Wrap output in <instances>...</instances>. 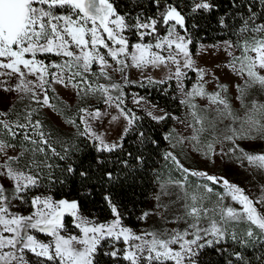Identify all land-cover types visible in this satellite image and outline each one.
I'll return each mask as SVG.
<instances>
[{"label": "snow or ice", "instance_id": "1", "mask_svg": "<svg viewBox=\"0 0 264 264\" xmlns=\"http://www.w3.org/2000/svg\"><path fill=\"white\" fill-rule=\"evenodd\" d=\"M155 3L159 6L160 0H155ZM260 3L264 4V0H260ZM213 7L211 0H192L191 13L200 10L210 12ZM157 15L159 19L145 17L142 13L135 17L127 13L121 15L111 0H0V90L15 92L20 100L28 99L40 108L53 110L55 105L51 103L53 97L49 96L48 90L55 92L52 88L54 84L71 86L78 90L76 94L81 97L102 98L106 105L114 106L119 111L118 116L111 117L112 121L120 117L127 121L118 141L109 142L104 133L94 129L92 121H98L107 114L98 108L78 109L77 115L83 130H79L75 118H68L66 123L77 127L79 136L94 142L97 153L114 152L122 147L119 141H123L139 117L130 115L131 110L126 111L122 107V84L114 81L111 73H120L126 85L135 83L128 78L129 67L142 69L163 66L168 69L164 80L155 81L150 76L146 79L149 83H165L171 79L177 81V88L184 97L181 104L187 106L192 118L187 125L192 129V135L180 136L178 143L187 141L193 151L208 156L215 151L216 144L230 142L233 147L228 152L237 160H246L249 165L264 171V150L245 151L237 143L238 140L264 141V102H247L245 99L249 89L264 90V21L257 23V13L249 6L248 17H241L242 23L234 31L236 40L222 42L231 58L226 66L244 79L243 86H235L238 92L235 99L240 102L243 110L240 111L233 109L225 95L227 85L217 84L219 91L214 92L205 89L209 82L205 79L207 73L204 68L196 67L192 59L189 51L192 41L187 35L185 16L171 4L166 5ZM129 19L134 22L129 23ZM161 20L167 26L163 36L157 31ZM219 23L222 28L227 27L224 16L219 18ZM178 27L183 30V35ZM129 30H134L138 36L136 43L130 44L125 35ZM146 37L152 40L145 43ZM233 50L240 54L236 55ZM94 66H98V71H93ZM186 69L197 74L196 83L190 90H185L183 83ZM101 78L107 83H100ZM113 92L119 95L114 96ZM196 97L208 100L209 104L203 111H214V117L209 119L207 114H201L200 106L194 102ZM143 100L144 97H139L134 98L133 102L139 104ZM36 111L37 108L28 106L24 116L26 123H21L19 117L16 121L0 119V264H97V252L105 240L123 242L122 250L113 245L112 250L104 255L123 259L128 264H141V261H147V264H199L197 257L200 250L220 244L229 236L226 226L240 222L250 225L245 233L249 239L255 237L254 229H258L259 239L264 241V211L257 207L264 206V186H261L260 197L253 200L245 194L243 188L224 177L185 168L172 152L165 153V159L174 161L183 173L203 177L213 184L222 183L224 188L223 194H216L217 201L212 207L206 205V200L214 190L207 184L197 186V189H204L203 193L198 190L192 193L185 191L184 212L178 218L186 224L183 230L172 229L163 233L143 231L137 234L123 225L119 205L107 194L104 201L113 218L105 222L85 215L78 199L57 200L52 194L33 195L30 200L27 199L32 189L41 186L45 178L44 169L49 170V183L56 182L51 172L54 166L47 162L48 151L61 160L66 159L69 153L68 147H65L64 155L52 147L50 133L43 131L42 121L32 120ZM7 115V112L0 111V116ZM148 115L153 120L162 121L168 113L157 116L149 111ZM224 121L228 123L218 133L217 125ZM16 129L24 130L23 140L30 147L21 144L19 151H16L17 145L3 138L6 135L15 140ZM29 129L32 135H29ZM204 133H209L212 141L202 148L199 145ZM139 135L143 138L144 133ZM170 136L171 133L165 139ZM10 150L15 154H9ZM40 156L44 158L40 159ZM96 162L102 164L104 161L97 158ZM123 163L127 165V161ZM75 171L72 165L68 166V173ZM79 175L87 178L88 172L81 171ZM105 175L109 181L115 179L111 172ZM5 180L11 184V195L8 194ZM174 183L184 188L183 182ZM225 196H230L241 207L237 209L225 205ZM156 200H160L159 195ZM13 201L29 204L32 211L28 215L13 212ZM150 214L144 212L140 219ZM66 217L72 218V227L77 231L68 230ZM33 232L44 234L50 239L47 242L41 241ZM230 238L242 246L247 244L246 240H238L234 231ZM27 253L37 259L34 262L29 260ZM232 255L241 264H249L241 252ZM228 264H233L232 260Z\"/></svg>", "mask_w": 264, "mask_h": 264}, {"label": "trees", "instance_id": "2", "mask_svg": "<svg viewBox=\"0 0 264 264\" xmlns=\"http://www.w3.org/2000/svg\"><path fill=\"white\" fill-rule=\"evenodd\" d=\"M111 2L121 15L127 13L130 17H135L137 14L142 13L145 17L152 16L158 19V12H162L166 5L176 6L178 11L186 18L187 35L192 41L189 45L191 51L202 41L222 38L235 41L234 31L242 23L241 17H248L249 6H251L252 11L257 13V23L264 21V4L260 3V0H211L214 5L212 11L205 12L200 10L197 13H191L192 0H160L159 6H157L155 0H111ZM234 3L235 6H233ZM221 16L226 18L227 27H221L219 23ZM133 22V20L129 19V23ZM178 30L184 34L179 27ZM157 31L161 36L167 32V26L163 25L162 20L158 25ZM126 35L130 44L138 41V36L134 30H129ZM150 40H152L151 37H146L144 42H149ZM52 59L55 58L52 57ZM93 71H98V66H94ZM111 75L114 81L122 84L124 93V104L122 107L126 111L130 109V115L135 114V116L139 117L131 127V130L124 136L123 141H120L122 147L114 152L97 153L94 142L87 137L79 136L77 127L71 124L68 127L61 126L43 108L28 99H15L4 111L8 115L0 116V119L16 121L19 117L21 123H26L24 116L27 114L28 106L30 105L32 108H37L32 120L42 121L44 125L43 131L50 133L52 147L56 149V152L64 155L65 147L69 148L68 156L64 160H61L59 156H53L48 151L47 162L54 166L51 172L56 182L49 183L47 179L49 170L44 169L45 178L41 181V186L32 189L27 199L33 193H48L58 199H78L80 200L81 211L85 215L94 216L97 219H106L111 215L110 209L104 201V196L107 194L112 197L114 203L119 205L122 213V222L132 227H138L143 224L144 219H140V217L145 212V209L149 207L156 191L158 167L162 162L168 160L165 159V153L170 148V142L165 137L172 133V114H180L183 110V104H181L182 99L178 97L177 85H175L173 79L166 80L165 83H149L146 78L136 79L128 75L129 80L135 81V83L125 85L120 73H118V76L113 73ZM90 78L95 79V77ZM160 80L164 79H156L155 81ZM99 82L107 83L102 78ZM239 85H244V79ZM77 91L75 89L72 101L64 99L51 89L48 90V94L53 97L51 103L55 105V111L62 120L66 123L68 118H75L76 124L79 125V130H83L77 115L78 109L81 107H99L103 99L94 96L81 97L76 94ZM132 93L141 94L152 103L162 106L168 116L162 121L153 120L140 106L130 100L129 97ZM113 95H119V93L113 92ZM225 95L230 101L229 90ZM245 99L247 102L251 100L264 102V90L259 88L249 89ZM230 103L232 104L231 101ZM232 107L237 110L241 109L240 104L239 106L232 104ZM226 122L228 123V121ZM16 132L17 137L15 140L6 135L3 138L16 144L17 151H19L21 144L30 147L28 142L23 140L24 130L16 129ZM141 132L144 133L143 138L139 135ZM29 135H32L30 129ZM34 138L38 139L35 136ZM176 152L175 156L179 160L185 161L186 153L182 155L178 151ZM138 157L140 159H137ZM43 158V156H40V159ZM97 158L104 162L97 164ZM124 161H127V165L123 163ZM69 165H72L76 170L74 173L70 174L67 172ZM81 171H87L88 177L82 178L79 175ZM106 172H111L115 179L109 181L105 175ZM25 205L23 209L29 207V204L25 203ZM67 218H65L66 224L68 223ZM245 226L250 225L245 223ZM235 233L238 240L247 241L245 246H242L239 242H234L231 238H227L218 245L200 250V254L197 257L199 264H228L229 260H232L233 264H241L232 255L235 252H241L249 264H264V241L260 240L259 237L242 239L238 236L239 233L237 231ZM105 242L106 240L102 241L98 249L97 264H108L114 260L112 257L104 255L106 252L103 249ZM220 249L224 251H219ZM119 261L123 260L119 259ZM153 264H156V262H153ZM168 264H171V262H168Z\"/></svg>", "mask_w": 264, "mask_h": 264}, {"label": "rangeland", "instance_id": "3", "mask_svg": "<svg viewBox=\"0 0 264 264\" xmlns=\"http://www.w3.org/2000/svg\"><path fill=\"white\" fill-rule=\"evenodd\" d=\"M225 40H229V39L222 38L212 41H202L198 43V45L193 51H191L190 49L189 51L192 55V59L195 61V66L199 68H204L206 70L207 74L205 76V79L208 80L209 82L205 85V89L208 92L219 91L216 85L226 84L230 92V101L234 106H239L240 102L235 99V97L238 95L235 86L237 84H240L243 78L240 75H237L235 72H233L231 67L226 66L229 64L231 58L228 56L227 51L223 47L222 42ZM233 51L235 52L236 55L240 54L239 51L237 50H233ZM216 59L218 60L217 62ZM217 65H219V67H217ZM184 71L186 72V76L183 81L184 87L185 90H190L192 88V85L196 83L197 74L196 72L190 69H186ZM112 73L118 76V73L116 72H112ZM127 74L130 77H134L136 79H142L149 76L155 80L165 79V77L168 75V69L163 66L159 68L148 66L142 69L129 67L127 69ZM173 80L175 85H177V81L175 79ZM9 83H14V82L10 81ZM52 87L64 99L68 101H72L74 99L75 89H73L71 86L64 87L63 85L60 84H54L52 85ZM177 94L180 99H184L182 93L179 91L178 88H177ZM139 97H144V96L138 93H132L129 98L133 102L134 98L138 99ZM17 98H18V94L15 92L9 93L0 90V111H5L9 107V105ZM194 102L200 106V109L202 110L201 114H207L209 119L215 116L214 111L208 110L206 113L205 111H203L205 109V106L209 104L206 98L196 97ZM134 104L140 106L147 114L149 111L153 112V114L157 116L163 115L165 113L162 106L152 103L151 101L147 100L145 97L144 100L141 101L139 104L137 103ZM87 108H89V110H95L98 108L102 112L107 113L100 120L92 121V125L97 132L104 133L105 139L108 140L109 142L118 141V138L123 133L124 127L127 126V121L123 117H120L117 121L111 120V117L113 115H117V116L119 115L118 109H116L114 106L109 107L104 103V101L99 107H94V108L87 107ZM43 109L56 123L65 127L70 126L69 124L65 123L62 120V118L55 110L46 107ZM239 110L243 111L242 109ZM173 117H176V119H173ZM191 120L192 118L190 116V110L184 104H183V110L181 111L180 114H175V113L172 114L173 129L171 136L169 138L170 148L168 149V152H172L173 155H175L176 151H178L182 155L186 153L185 161H181L177 158L180 164H182L185 168L195 171L207 172L209 175H215L217 177H224L228 179L231 183L237 184L238 186L243 188L245 190V194L249 195V197L252 198L253 200L259 198L262 191L261 186H264V171L249 165L246 160H237L232 153L228 152V149L233 147V145L230 142H224L223 144H216L215 151L213 153H209L208 156H205L203 152L193 151L191 144L187 141L183 144L178 143L180 136L192 135V129L187 126L189 122H191ZM226 124H227L226 121L218 124L217 132L218 133L222 132ZM195 126L199 127V125H195ZM204 134L201 135V144L199 145V147L202 148L205 147L207 143L212 141V136L209 133H204ZM237 143L245 151L259 152L264 150V141L238 140ZM173 145L176 146L173 147ZM221 148L223 149V152H221ZM9 154H15V153L12 150H10ZM236 155L238 156L239 153L237 152ZM185 175H187V180H185ZM176 181L183 182L184 188L182 189L179 185L174 183ZM204 184H207L208 186L212 187L214 190L213 193L208 194V199L206 200V205L208 207H212V205L217 201L216 194L224 193V188L222 186V183L213 184L211 181H207L203 177L192 176L190 173L185 174L182 172L180 168H178V166L174 161L168 159L166 162H162L158 167L157 188L153 198L151 199L152 201L150 202L149 207L145 209V212H149L151 214L147 218H145L143 220L144 221L143 224L138 227H132L123 222L122 223L124 226L133 229V231L137 234L143 231H156L159 233H163L165 231L170 232L172 229L183 230L186 227V224L183 222V220L178 218L181 217L184 212L183 209V204L185 203V200L183 199L184 193L185 191L192 193L197 190L203 193L204 189L202 187L197 189V186ZM5 186L9 189L8 194L11 195L10 182L5 180ZM162 186L164 187L162 188ZM39 194L48 195V193H33L32 195L29 196V200L31 196L39 195ZM157 195L160 196L159 201L156 200ZM55 199L58 200V198ZM223 203L225 205H231L232 207H235L237 209L241 207L238 203L232 201L230 196H225ZM158 204L161 205V207H157ZM13 205L14 206L12 207L11 210L13 212H17L22 215H28L32 211L30 205L28 208L23 209V207L26 205L25 203H20L19 201H13ZM257 207L261 211H264V206L257 205ZM90 217L97 219L94 216H90ZM112 218L113 217L111 214L106 219H97V220L100 222H105L111 220ZM67 219H68V223L66 224V226L68 230L73 232L77 231L72 227V218L68 217ZM226 227L229 233L228 238H230V234L233 231L234 232L237 231L238 233L242 231L238 235L242 239H245L247 237L245 233L249 228V226H245L244 222L233 223L227 225ZM254 231L256 234L254 238L260 237L259 230H254ZM33 234L36 235L37 239L44 242H47L50 239L44 234L38 232H33ZM113 245L121 250L124 248V244L122 241L113 242L106 240L103 249L106 252H109L112 250ZM122 254L123 253L121 252V255ZM27 256L28 259L33 262L37 259L36 257L32 256L30 253H27ZM145 263H147V261H141V264H145ZM45 264H48V262H45ZM108 264H128V262L124 260L120 262L119 259H114L111 261V263Z\"/></svg>", "mask_w": 264, "mask_h": 264}, {"label": "bare ground", "instance_id": "4", "mask_svg": "<svg viewBox=\"0 0 264 264\" xmlns=\"http://www.w3.org/2000/svg\"><path fill=\"white\" fill-rule=\"evenodd\" d=\"M218 60L216 59V62H217ZM214 62V61H213ZM215 64V63H214ZM221 64V63H220Z\"/></svg>", "mask_w": 264, "mask_h": 264}]
</instances>
